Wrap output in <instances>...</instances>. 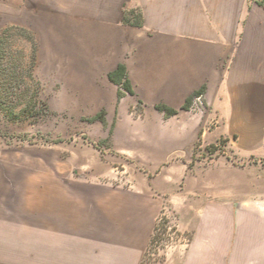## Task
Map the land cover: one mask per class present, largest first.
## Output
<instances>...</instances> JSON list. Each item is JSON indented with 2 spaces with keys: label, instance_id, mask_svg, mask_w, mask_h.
Returning a JSON list of instances; mask_svg holds the SVG:
<instances>
[{
  "label": "crops",
  "instance_id": "obj_1",
  "mask_svg": "<svg viewBox=\"0 0 264 264\" xmlns=\"http://www.w3.org/2000/svg\"><path fill=\"white\" fill-rule=\"evenodd\" d=\"M18 1L35 45L61 48L64 80L118 117L109 163L140 172L80 205L56 190L30 233L2 194L0 264H144L165 204L192 236L156 264H264V0ZM122 64L135 94L119 101ZM201 90L205 110H184Z\"/></svg>",
  "mask_w": 264,
  "mask_h": 264
},
{
  "label": "rangeland",
  "instance_id": "obj_2",
  "mask_svg": "<svg viewBox=\"0 0 264 264\" xmlns=\"http://www.w3.org/2000/svg\"><path fill=\"white\" fill-rule=\"evenodd\" d=\"M18 2L0 0V44L7 50L2 57L10 76L2 89L7 102L0 104V199L7 193L15 208L23 205L30 233L36 232L43 201L52 211L56 190L73 194L80 205L89 190H133L140 171L109 163L116 156L111 138L118 117H108L90 93L76 92L75 84L64 80L61 48L35 45L30 15L21 14ZM140 117L134 112V120ZM224 143L218 141L220 147ZM163 212L170 215L167 227L178 225L169 204ZM178 234L173 227L166 239Z\"/></svg>",
  "mask_w": 264,
  "mask_h": 264
},
{
  "label": "built area",
  "instance_id": "obj_3",
  "mask_svg": "<svg viewBox=\"0 0 264 264\" xmlns=\"http://www.w3.org/2000/svg\"><path fill=\"white\" fill-rule=\"evenodd\" d=\"M205 95H198L193 101L190 111L196 112L205 110ZM169 214L163 212L161 216H159L157 225L154 231V235H152L151 244L149 247L148 254H146V258L144 264H156L160 262V260L167 259L169 254L176 250H186L190 243V239L187 238L186 233L182 232L179 228V225L173 224V226L167 227L166 219H169ZM169 223L168 225H170ZM175 228L176 240L172 239L168 241L166 239L168 233Z\"/></svg>",
  "mask_w": 264,
  "mask_h": 264
},
{
  "label": "trees",
  "instance_id": "obj_4",
  "mask_svg": "<svg viewBox=\"0 0 264 264\" xmlns=\"http://www.w3.org/2000/svg\"><path fill=\"white\" fill-rule=\"evenodd\" d=\"M125 22L127 23V25L129 26H134V27H141L143 24V17L141 13H136V12H132V13H127L126 17H125ZM3 43V42H1ZM2 56H8L7 55V50L5 46H2L0 44V104H2V100H3V93L4 90H2L5 85V83H7V81L10 79V76H8L9 74H7V69H4V57ZM110 81L112 83H114L115 85H117L119 87V92H118V97H119V101L122 100L124 97H126L128 94L129 95H134L135 92L130 84V80L128 79V74H127V69L125 65H119V67L110 74L109 76ZM205 90H201L200 92H198L193 98H191L186 106L184 107V110L186 111H190L191 105L193 103V101L195 100V98L202 94L204 95ZM3 102H7L6 100H3ZM157 109L159 111H162L167 117H172L178 114V111L170 109L166 106L163 105H159L157 106ZM99 118H103V115L100 116ZM104 120V119H103ZM218 150L217 146H210L208 147L207 151L210 154L215 153Z\"/></svg>",
  "mask_w": 264,
  "mask_h": 264
}]
</instances>
